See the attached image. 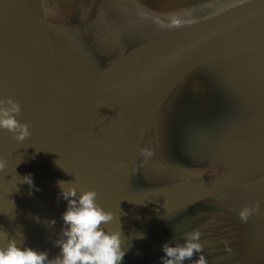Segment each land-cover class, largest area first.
I'll return each mask as SVG.
<instances>
[{"label":"water","instance_id":"1","mask_svg":"<svg viewBox=\"0 0 264 264\" xmlns=\"http://www.w3.org/2000/svg\"><path fill=\"white\" fill-rule=\"evenodd\" d=\"M6 98L31 134L0 129V247L59 255L64 181L113 214L123 264L194 230L185 264H264V0H0Z\"/></svg>","mask_w":264,"mask_h":264},{"label":"clouds","instance_id":"2","mask_svg":"<svg viewBox=\"0 0 264 264\" xmlns=\"http://www.w3.org/2000/svg\"><path fill=\"white\" fill-rule=\"evenodd\" d=\"M20 112V104L12 98L0 99V129L10 132L17 142H23L31 134L30 125L17 119ZM4 167V161L0 160V170ZM22 179L23 183L33 184L30 174ZM69 184L58 181L60 196L67 201L61 216L63 227L54 241V246L60 249L59 255L50 260L47 252L24 246L20 233L21 241L12 238L6 247H0V264H123L128 248L124 247L121 227L118 232L106 227L113 221V214L97 203L95 190L80 189L78 192L74 186L65 187ZM258 210L259 204L245 206L239 211L238 218L247 223ZM48 223L55 225L56 221L53 219ZM200 236V232L194 230L184 235L183 244L163 243L161 264H185L186 260H192L194 255L202 252ZM135 238L143 239V234L138 233ZM197 264H206L203 255L199 256Z\"/></svg>","mask_w":264,"mask_h":264}]
</instances>
